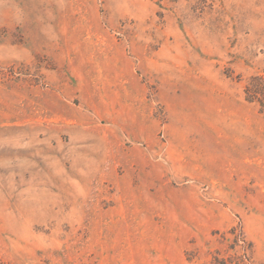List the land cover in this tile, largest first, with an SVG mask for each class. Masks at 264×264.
<instances>
[{"label":"rangeland","instance_id":"obj_1","mask_svg":"<svg viewBox=\"0 0 264 264\" xmlns=\"http://www.w3.org/2000/svg\"><path fill=\"white\" fill-rule=\"evenodd\" d=\"M263 84L264 0H0V264H264Z\"/></svg>","mask_w":264,"mask_h":264},{"label":"trees","instance_id":"obj_2","mask_svg":"<svg viewBox=\"0 0 264 264\" xmlns=\"http://www.w3.org/2000/svg\"><path fill=\"white\" fill-rule=\"evenodd\" d=\"M252 88H253V87H252ZM258 91H259L261 94L264 95V84H263L262 88H261L260 90H258ZM258 91L255 90V92H258ZM251 92L254 93V91L251 90V86L248 85V86H247V93H248L249 95H251ZM250 100H251V99H250ZM251 101H253V100H251ZM235 230H236V228H232V229L230 230V232H231V233H234ZM212 262H213L214 264H217V263H218V258H217V256H214ZM221 263H222V262H221ZM223 264H227L226 261H225Z\"/></svg>","mask_w":264,"mask_h":264}]
</instances>
